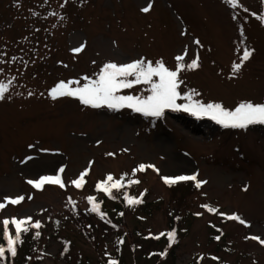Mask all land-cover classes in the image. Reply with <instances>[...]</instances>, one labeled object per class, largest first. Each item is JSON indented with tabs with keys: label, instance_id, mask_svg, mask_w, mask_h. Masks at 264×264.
Instances as JSON below:
<instances>
[{
	"label": "rangeland",
	"instance_id": "rangeland-1",
	"mask_svg": "<svg viewBox=\"0 0 264 264\" xmlns=\"http://www.w3.org/2000/svg\"><path fill=\"white\" fill-rule=\"evenodd\" d=\"M149 4L150 11H142ZM260 17L264 0H238L235 8L229 0H0V80L15 77L0 100V202L6 196L25 197L0 211V237L4 218L31 217L47 230L37 264H109L107 256H117L115 235L97 221L92 231L85 225L61 230L72 242L64 260L61 242L46 236L49 222L66 215L69 205L90 206L87 197L98 191L97 183L109 174L125 175L140 181L137 191L148 202L159 199L162 205L140 225L132 212L123 219L118 233L126 238L124 264H217L219 254L223 264H264V131L224 128L207 117L170 109L160 118L128 108L94 109L72 97L49 95L60 81L82 85L85 76L95 79L108 62L162 60L175 70V57L187 49L184 63L198 56L200 66L180 73L182 95L194 90V100L229 110L245 101L264 103ZM81 46V52L73 51ZM245 48L253 54L242 62ZM234 63L243 64L239 72L233 71ZM147 87L121 94L147 95ZM140 164L158 171L133 175ZM85 171V183L77 189L72 181ZM45 175H60L65 187L36 189L27 182ZM180 175H196L206 183L197 188L195 181L171 186L163 181ZM186 211L195 218L174 260L163 257L166 253L155 255L158 246L135 236V226L155 235L167 228L168 212L184 216ZM233 215L244 223L228 219ZM216 223L225 235L217 243L231 245L230 252H215L209 240L208 225Z\"/></svg>",
	"mask_w": 264,
	"mask_h": 264
},
{
	"label": "snow or ice",
	"instance_id": "snow-or-ice-1",
	"mask_svg": "<svg viewBox=\"0 0 264 264\" xmlns=\"http://www.w3.org/2000/svg\"><path fill=\"white\" fill-rule=\"evenodd\" d=\"M229 3L233 8L237 7L238 0H229ZM151 5L145 6L142 11H150ZM55 15V13H52ZM264 22V17H260ZM199 44V41H195ZM83 50V46L73 49L75 53H79ZM252 51L245 48L241 61H247L252 56ZM185 55H187V49L184 55L175 57L177 65L175 70H170L165 63L156 61L155 64L152 61H146L145 59H137L129 63L117 64L115 62L105 63L99 74L95 79L87 76L83 77L85 81L82 85L80 80H69L67 82L60 81L49 92L51 99L56 100L63 97H72L84 105L94 109L108 108L110 110H120L124 108L131 109L137 113H142L146 117H163L166 110L183 111L190 113L192 116L199 118L207 117L224 128L233 129H247L251 125H264V103H253L251 101H245L239 103L234 109L229 110L220 103H203L199 100H194L193 96L197 95L193 90L190 93L182 95L180 86L183 81L180 79V73L186 68L189 70L198 68L199 57L192 59L191 63L185 64ZM242 63H234L233 71L239 72L242 68ZM7 82L0 80V100L5 98V94L12 86L13 80ZM75 85V87H73ZM138 85H146L147 95H132L121 94L122 90L133 89ZM183 99L185 103H178V100ZM109 155H112L109 153ZM28 159H31L29 157ZM147 168L155 169L154 165L140 164L137 169H134L133 175L137 171H145ZM61 173L63 168L59 170ZM158 171V170H156ZM88 172L85 171L80 174L79 178L72 181V184L80 189L85 183V176ZM163 181L166 185H174L180 181H195L196 187L200 188L206 181H199L196 175H180L176 177L164 176ZM30 185L36 189H42L45 184L58 185L61 188L65 187V184L60 175L55 176H41L38 180H28ZM139 180H130L128 185L138 184ZM124 177L119 180H114V177L109 174L107 178L97 183L96 189L98 191L106 193L110 198L113 196V190H120L124 188ZM143 194H141V197ZM23 195H18L15 198L4 197L3 202H0V211L4 210L8 205H19L24 201ZM70 202L74 204V202ZM124 199L129 206L137 205L143 202L142 198H136L128 196L126 193ZM88 203L91 205L90 211L98 214L101 219H104L106 214L101 211V204L96 202V197H87ZM208 211L213 212L215 209L204 205ZM228 219L239 220L241 224L244 223L239 216H229ZM3 224V239L6 241V247L0 244V261L6 259V253L11 257L17 255V246L22 241V234L27 233L30 229L39 230L42 227L40 221H32L31 217L27 218H4ZM14 227V234L10 231L9 226ZM167 236L171 246L175 243L176 232L171 231L167 233H160L154 237L159 239L161 236ZM35 236L39 237L40 232L36 231ZM219 239V237H217ZM252 239H259L258 237H252ZM120 243H123L121 240ZM261 244H264V240H260ZM109 264H117L114 259L109 260Z\"/></svg>",
	"mask_w": 264,
	"mask_h": 264
},
{
	"label": "trees",
	"instance_id": "trees-1",
	"mask_svg": "<svg viewBox=\"0 0 264 264\" xmlns=\"http://www.w3.org/2000/svg\"><path fill=\"white\" fill-rule=\"evenodd\" d=\"M250 129L254 132L262 133L264 131V125H259V124L251 125ZM123 177H124L125 187L121 188L120 190H115V189L113 190V196L115 198H110L106 193L101 191H97L93 195L94 197H96V202H99L101 204V211L106 214L104 219H101V217L98 214L90 211L91 205L89 207L87 206L85 209L82 210L75 205L74 206L69 205L66 209L67 210L66 215H64L63 217L60 216L58 218L52 219L49 222L51 230H48V232L50 231V235L46 237H48V239L51 237L57 238V240L61 242L60 258L62 260L69 257L72 242L65 236L63 237L61 236V230L66 229L68 225H72L78 229H81V226L85 225L87 226V230L91 229L92 231V225L95 223V221H97L98 224L113 230V234L115 235L114 249H115V253L117 254V256L113 257V259L117 261V264H124L123 263L124 257L121 254V249L122 246L125 244L124 242L126 241V238L123 233H118L122 229L123 219L127 214L132 212L134 214L136 224L140 225L142 222L146 221L147 218L149 219L152 218L155 210L160 209L162 205V201L157 199L153 202L154 204H151L152 202H148V196H145V193H143L142 197L141 194L138 193L137 191L138 184L128 185V181L132 180L133 179L132 177L125 175H123ZM114 180H119V179H114ZM125 193L131 197L142 198L143 202L137 205L129 206L124 199ZM168 216H169V221L167 224V228L162 230L160 233H167L171 231L176 232V238H175L176 242L172 243L171 246H169L170 242L166 235L161 236L159 239H156L154 237L158 236L160 233L153 235L151 233L144 232L142 229L137 228L136 226L134 227L133 231L135 233V236L138 237L140 241L142 242L149 241L152 244L159 247L152 250L154 251L153 253L155 255L162 257V255L166 253V255H163V257L170 256L174 260L176 257L175 251L182 238H184L188 233L191 222L195 218V214L193 213L190 214L188 211H186V214L184 216H181L168 212ZM104 227L102 228L103 230ZM208 229H209V240H211V242H213V244L216 245L215 252H219V253L230 252L229 249L231 245H227L225 243L222 244L217 243V241L220 239L222 241V239L225 236L219 224L218 223L210 224L208 225ZM36 231L40 232L39 237L35 236ZM46 232H47L46 226L42 224V227L39 230L30 229L27 233L22 234L23 243L18 244L17 255L15 257H11L10 254L6 253V259L4 261H0V264H32L33 261L35 264L40 263L43 251L42 248L38 249L39 248L38 246L40 244V241L43 239V237H45ZM89 234L92 236L90 232ZM217 237H219V239H217ZM0 238H1L0 244H3L6 247V241L3 239V235H1ZM121 240L123 241V243H120ZM108 257L109 255L107 256V260L109 261L110 258ZM215 257H216L215 263L223 264V259L221 254ZM85 261L87 262V264H89L88 260ZM78 264H82V262H78Z\"/></svg>",
	"mask_w": 264,
	"mask_h": 264
}]
</instances>
